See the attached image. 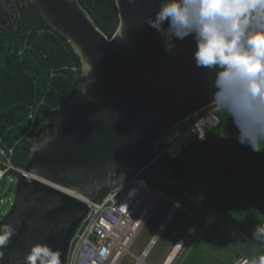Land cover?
<instances>
[{
	"label": "water",
	"instance_id": "95a60500",
	"mask_svg": "<svg viewBox=\"0 0 264 264\" xmlns=\"http://www.w3.org/2000/svg\"><path fill=\"white\" fill-rule=\"evenodd\" d=\"M115 1L119 25L108 37L80 0H22L37 5L45 24L67 38L80 57L82 77L74 96L53 114L50 134L29 137L25 170L40 179L17 180L15 201L0 221L16 231L0 246V264H28L36 244L64 263L89 213L83 198L95 200L103 188L118 189L132 176L178 185L187 180L158 158V143L213 105L214 73L196 67L191 37L165 51L162 36L144 23L159 0ZM195 195L214 213L217 234L239 255L251 261L264 256V243L243 231L207 190L197 187Z\"/></svg>",
	"mask_w": 264,
	"mask_h": 264
},
{
	"label": "trees",
	"instance_id": "16d2710c",
	"mask_svg": "<svg viewBox=\"0 0 264 264\" xmlns=\"http://www.w3.org/2000/svg\"><path fill=\"white\" fill-rule=\"evenodd\" d=\"M96 25L112 37L119 25L115 0H80ZM21 17L8 24L0 38V147L14 149L13 163L25 167L32 141L52 131V116L72 98L82 77L80 57L63 35L46 25L34 3L19 7ZM35 116L34 130L27 134ZM220 123L199 142L185 148L178 159L164 157V163L189 178L215 139L222 146L213 157V182L208 194L251 236L264 223V152H253L237 140V130L226 112L217 111ZM196 142V141H195ZM194 142V143H195ZM109 188L99 191L101 202ZM216 229V228H215ZM264 243V242H263Z\"/></svg>",
	"mask_w": 264,
	"mask_h": 264
},
{
	"label": "clouds",
	"instance_id": "9594fccd",
	"mask_svg": "<svg viewBox=\"0 0 264 264\" xmlns=\"http://www.w3.org/2000/svg\"><path fill=\"white\" fill-rule=\"evenodd\" d=\"M144 23L162 36L167 52L175 40L195 41L196 67L214 73L212 104L231 118L240 144L264 152V0H159ZM193 198L199 203L195 193ZM15 231L12 224H0V246ZM251 236L264 242V223ZM41 256L40 264H59L58 254L40 244L29 249L28 264ZM252 264H264V256Z\"/></svg>",
	"mask_w": 264,
	"mask_h": 264
},
{
	"label": "built area",
	"instance_id": "2783aa9c",
	"mask_svg": "<svg viewBox=\"0 0 264 264\" xmlns=\"http://www.w3.org/2000/svg\"><path fill=\"white\" fill-rule=\"evenodd\" d=\"M217 111L212 105L201 111V114L193 116V122L187 127L182 129L177 125L168 130L158 143V158L169 157L176 160L184 154L185 148L195 141H205L220 123ZM29 117L31 125L27 134L35 129L34 114L31 113ZM0 153L6 159L0 161V203L11 204L9 192L4 189L6 178L12 183L22 175L28 180L40 178L33 172H27L25 167H18L13 163V148L6 151L0 147ZM150 180L132 176L118 189L110 188L101 202L84 198L89 206V213L72 240L67 260L59 264H120L122 258L128 254L135 259L134 264H148L147 259L158 240L180 211H189V219L179 230L173 231L174 239L158 264H179L191 245L203 234L215 230L217 219L211 210L197 203L196 207L205 213V218L203 221L194 218L184 197L169 196L164 191L153 188ZM162 199L171 202V208L156 234L141 254L136 255L132 252V247ZM233 264H252V261L239 256Z\"/></svg>",
	"mask_w": 264,
	"mask_h": 264
},
{
	"label": "rangeland",
	"instance_id": "374dc122",
	"mask_svg": "<svg viewBox=\"0 0 264 264\" xmlns=\"http://www.w3.org/2000/svg\"><path fill=\"white\" fill-rule=\"evenodd\" d=\"M201 114V112L199 113ZM198 114V115H199ZM194 118L182 122L178 128H185L192 123ZM193 147L202 146L196 141ZM222 146V139L218 137L209 147H205V154L200 157L198 165L194 169L187 182L183 185L172 184L167 181L150 180L152 187L164 191L169 196H181L185 198L187 207L193 212L194 218H205V213L196 207V200L193 198L195 190L198 186L207 189L213 182V176L210 172V166L213 162V157L217 154ZM215 158V157H214ZM0 161H6L5 157L0 153ZM5 192H9L11 202L15 201L16 197V182H9L8 178L5 180ZM12 203H0V221L11 210ZM171 208V202L167 199H162L153 214L147 220L146 224L140 231L137 241L132 247V252L140 255L142 250L146 247L150 239L156 234L160 223L164 220L167 212ZM189 219V211H180L176 214L175 219L168 227V230L162 234L154 249L152 250L148 264H158L161 257L167 251L170 243L174 239L173 231L179 230L182 225ZM239 257L238 252L226 243L216 232V229L211 233L203 234L193 245L188 248L186 255L181 259L179 264H233ZM135 259L125 255L120 264H134Z\"/></svg>",
	"mask_w": 264,
	"mask_h": 264
},
{
	"label": "flooded vegetation",
	"instance_id": "af4514ba",
	"mask_svg": "<svg viewBox=\"0 0 264 264\" xmlns=\"http://www.w3.org/2000/svg\"><path fill=\"white\" fill-rule=\"evenodd\" d=\"M23 5L22 0H7V5H0V38H2L6 28H8V24L15 22L17 19L19 21L21 17L19 7ZM1 49L0 46V51Z\"/></svg>",
	"mask_w": 264,
	"mask_h": 264
},
{
	"label": "bare ground",
	"instance_id": "6f19581e",
	"mask_svg": "<svg viewBox=\"0 0 264 264\" xmlns=\"http://www.w3.org/2000/svg\"><path fill=\"white\" fill-rule=\"evenodd\" d=\"M80 197V196H79ZM80 198H82V197H80ZM84 199V198H83Z\"/></svg>",
	"mask_w": 264,
	"mask_h": 264
},
{
	"label": "snow or ice",
	"instance_id": "6c2138e0",
	"mask_svg": "<svg viewBox=\"0 0 264 264\" xmlns=\"http://www.w3.org/2000/svg\"><path fill=\"white\" fill-rule=\"evenodd\" d=\"M37 251H39V249Z\"/></svg>",
	"mask_w": 264,
	"mask_h": 264
}]
</instances>
